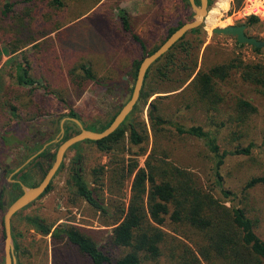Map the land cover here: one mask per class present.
Returning <instances> with one entry per match:
<instances>
[{
  "label": "rangeland",
  "instance_id": "1",
  "mask_svg": "<svg viewBox=\"0 0 264 264\" xmlns=\"http://www.w3.org/2000/svg\"><path fill=\"white\" fill-rule=\"evenodd\" d=\"M61 1L62 6L56 5L53 0H0L1 164L18 153L23 146L20 140L22 137L27 140L32 138L34 130L26 135L28 127L47 116L74 113L76 118L82 119L84 127L92 131L109 124L123 108L127 95L133 89L135 81L131 74L134 72V62L141 60L146 52L159 47L170 28L178 26L180 22L191 21L194 16L193 10L188 11L183 0ZM227 1L229 6L222 11L218 25L209 28L207 21L204 23L206 36L203 45L197 48L199 38L187 36L186 40L193 42V48L190 54L179 52L177 70L164 79L163 89L173 91L187 72L195 68L192 79L177 91L155 95L150 103L159 99L161 111L166 117L188 127L202 125L211 131L216 122L223 123L225 126L217 132L223 149L233 150L254 143L251 156L229 157L222 168V174L226 188L238 196L236 203L241 200L249 215L257 220L256 232L264 239V186H257L247 193L243 190L252 177L264 176V88L244 82L241 74L235 71L226 81H219L218 89L224 102L218 112L209 113L206 108L193 103V94L189 89L199 71H206L235 58L246 63L264 64L263 49L256 52L250 45H240L236 38L212 33L217 27L246 25L248 18L237 15L240 6L236 8L235 0ZM220 2L213 0L209 11ZM6 3L16 5L7 9ZM120 10L127 13L132 33L141 38L146 52L133 35L126 32L120 19ZM246 32L248 36L264 40V21L247 26ZM45 35L48 36L43 38ZM34 39L39 41L12 54L15 47H24ZM20 65L30 70V77L36 81L34 85H18ZM81 65L90 67L97 80L82 78L83 72L79 70ZM239 100L247 101L257 109L245 123L240 122L237 109ZM12 107L17 109L15 113L18 117L13 116ZM148 112L149 107H146L137 112L134 118L143 129L147 128L150 153L154 147V137ZM167 140L164 148L169 147L175 164L193 170L204 186L214 184L213 173L210 171L212 161L209 160L212 155L205 141L174 136ZM121 146L126 152L137 151L129 142V134ZM82 156L84 158L81 163L77 164V157ZM124 157L128 160L130 153L106 154L99 151L92 142L81 143L72 149L66 158L67 167L61 169L52 182L51 190L13 219L16 264H90L76 247L66 242L54 244L51 236L38 233L28 219L35 218L45 225L53 224L55 227H80L93 236L100 246H104L114 228L107 225H111L113 220L77 200L70 182L75 170L79 168H82L83 177L92 180L93 169L104 167L102 181L106 203L114 205L119 198L113 190L116 184L112 177L120 166V159ZM146 157L137 158L142 168H145ZM9 184L0 179V189ZM131 186L132 179L128 178L122 198L127 204L131 197ZM4 214L0 212V244L4 238ZM165 230L175 235L170 226ZM4 263L2 244L0 264ZM161 264H165V259Z\"/></svg>",
  "mask_w": 264,
  "mask_h": 264
},
{
  "label": "trees",
  "instance_id": "2",
  "mask_svg": "<svg viewBox=\"0 0 264 264\" xmlns=\"http://www.w3.org/2000/svg\"><path fill=\"white\" fill-rule=\"evenodd\" d=\"M242 1L235 0L236 8L242 4ZM53 2L58 6L63 5L61 0H53ZM183 2L187 10L192 11L189 0ZM196 3L200 5V0H196ZM12 5L16 4L6 3L5 8L9 9ZM212 5L213 0H209V7ZM120 19L126 32L131 33L134 40L146 52V46L141 38L132 33L129 17L123 10H120ZM259 22V18L250 17L246 25L253 26ZM185 23L187 22H180L178 26L170 28L162 44ZM188 35L199 38L197 48L205 42L206 33L203 27L191 31ZM188 35L149 69L141 92V106L134 108L123 126L104 140L86 141L96 144L98 150L106 154L130 153L128 160L125 157L120 159V166L112 177V181L116 184L113 190L117 192L116 196L119 198L117 203L114 205L106 203L105 185L102 181L104 167L93 169L92 180L83 177L78 170L72 175L70 183L75 198L86 203L95 212L113 220L111 225H107L114 227L108 242L100 246L93 236L77 226L55 227L53 224L45 225L35 218L28 219L38 233L51 236L54 244L66 242L76 247L90 264H144L145 262L161 264L163 259L165 264H264V239L256 232L257 220L249 215L241 200L236 203L238 196L226 188L222 174V168L229 157L251 156L254 143L233 150L223 149L217 137V132L225 126L223 123L212 121L216 124L211 131H207L202 125L188 127L166 117L161 111L159 99L150 103L155 95L177 91L184 87L195 75L196 71L193 68L187 72L176 89L173 91L163 89L164 79L177 70L179 52L190 54L193 48V42L186 40ZM46 36L48 35L43 38ZM38 41L39 39H34L24 47H15L12 54ZM161 45L146 52L141 60L134 62L131 78L135 82L142 61L156 52ZM254 50L261 52L262 49L254 48ZM79 70L83 72L82 78L97 80L90 67L81 65ZM235 71L241 74L244 82L264 88V64L246 63L240 58H235L196 74L189 85L194 98L193 103L206 108L207 113L218 112L219 106L224 102L218 83L229 79ZM18 72L19 86H32L36 83L30 77L28 68L20 65ZM146 107H149L148 118L154 137V147L150 153H148L147 128L143 129L134 118L137 112ZM187 108L191 107L187 106ZM237 109L240 122L244 123L257 112L251 103L244 100H239ZM16 110L12 107L13 116L18 117ZM70 116L76 118L74 113ZM114 119L109 124L96 128V131H104ZM128 134L130 144L137 148L135 152H126L121 146ZM173 136L179 139L187 137L205 141L212 155L209 157L212 161L210 171L214 177L212 186H204L193 170L173 162L169 147L164 148V142L172 139ZM68 138L69 136L66 137ZM131 156L134 158L131 159ZM143 156H147L145 168L140 166L137 159ZM129 161L130 163L127 164ZM128 178L132 179V186L131 197L127 204L122 198L124 184ZM257 186H264V176L252 177L248 180L243 189L244 193ZM51 188L52 184L47 192ZM108 191L111 192V189ZM168 226L175 235L165 230ZM16 250H19L18 246Z\"/></svg>",
  "mask_w": 264,
  "mask_h": 264
},
{
  "label": "water",
  "instance_id": "3",
  "mask_svg": "<svg viewBox=\"0 0 264 264\" xmlns=\"http://www.w3.org/2000/svg\"><path fill=\"white\" fill-rule=\"evenodd\" d=\"M192 10L194 12L193 19L185 23L177 31H175L170 38L161 45V47L154 52L152 55L147 56L141 63L137 73V79L135 84L132 86V91L127 95L123 108L118 112L111 125L104 131H92L87 128H83L80 121L73 119L79 126L82 127L81 132L77 135L67 139L60 147L57 152L56 161L45 176L44 180L40 185L29 188L24 186V193L10 206L4 208V238L2 244H4V264H16L17 259L14 253V242H13V218L22 210L27 208L30 204L42 197L48 190L51 180L59 169L64 156L68 150L73 148L79 143L92 141L97 142L104 140L115 133L123 124L129 115L133 112L136 106L141 105V92L144 86L146 74L149 69L164 55H166L177 43H179L186 35L191 31L203 27L209 15V0H200V5L196 3V0H189ZM247 25L239 26H227L217 27L213 29L212 33L217 36H228L236 38L240 45H250L256 49L264 50V40L257 39L255 37L248 36Z\"/></svg>",
  "mask_w": 264,
  "mask_h": 264
},
{
  "label": "flooded vegetation",
  "instance_id": "4",
  "mask_svg": "<svg viewBox=\"0 0 264 264\" xmlns=\"http://www.w3.org/2000/svg\"><path fill=\"white\" fill-rule=\"evenodd\" d=\"M73 119L80 121L84 128L82 119L74 118L70 116V113L65 116L57 114L37 120L26 130V135L34 130L32 138L27 140L22 137L20 140L23 141V146L19 148L18 153L14 154L13 157H8L4 164L0 163V179L10 183L6 188L0 189L1 212H4L5 204L10 206L22 196L24 186L32 188L41 184L53 167L59 147L67 140L66 137L71 138L81 132L82 127ZM79 144L66 152L59 169L51 180L50 186L61 169L67 167L66 158L68 153ZM77 155L76 150L75 156ZM83 158L84 156L77 157L78 161L76 163L80 164ZM78 171L82 174V168H79Z\"/></svg>",
  "mask_w": 264,
  "mask_h": 264
},
{
  "label": "built area",
  "instance_id": "5",
  "mask_svg": "<svg viewBox=\"0 0 264 264\" xmlns=\"http://www.w3.org/2000/svg\"><path fill=\"white\" fill-rule=\"evenodd\" d=\"M237 15L245 19L257 17L264 21V0H243Z\"/></svg>",
  "mask_w": 264,
  "mask_h": 264
},
{
  "label": "bare ground",
  "instance_id": "6",
  "mask_svg": "<svg viewBox=\"0 0 264 264\" xmlns=\"http://www.w3.org/2000/svg\"><path fill=\"white\" fill-rule=\"evenodd\" d=\"M228 3L227 0H221V2L210 12L206 20L209 28L218 25L219 17L222 14V11H225L228 8Z\"/></svg>",
  "mask_w": 264,
  "mask_h": 264
}]
</instances>
